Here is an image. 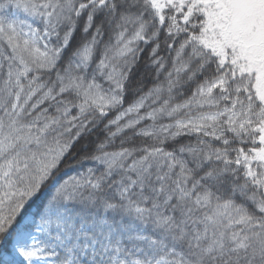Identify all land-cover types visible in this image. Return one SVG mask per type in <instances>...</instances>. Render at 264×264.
Here are the masks:
<instances>
[{"label":"snow or ice","instance_id":"snow-or-ice-1","mask_svg":"<svg viewBox=\"0 0 264 264\" xmlns=\"http://www.w3.org/2000/svg\"><path fill=\"white\" fill-rule=\"evenodd\" d=\"M0 264H264V0H0Z\"/></svg>","mask_w":264,"mask_h":264}]
</instances>
